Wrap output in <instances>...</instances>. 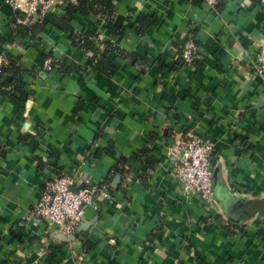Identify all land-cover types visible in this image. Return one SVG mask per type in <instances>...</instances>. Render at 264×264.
<instances>
[{
    "label": "crops",
    "instance_id": "0c3cea01",
    "mask_svg": "<svg viewBox=\"0 0 264 264\" xmlns=\"http://www.w3.org/2000/svg\"><path fill=\"white\" fill-rule=\"evenodd\" d=\"M111 9L123 33L94 26L123 55H107L115 73L105 76L67 33L46 24L30 37L0 0V51L23 69L20 91L0 93V264H264V72L251 66L264 0H112ZM144 17L153 21L140 33ZM87 20L70 22L83 31ZM187 36L197 57L184 64ZM45 58L77 68L44 71ZM185 135L214 144L213 209L179 193L172 149ZM120 157L125 173L109 174ZM61 173L102 188L70 236L31 214L42 181Z\"/></svg>",
    "mask_w": 264,
    "mask_h": 264
},
{
    "label": "built area",
    "instance_id": "2783aa9c",
    "mask_svg": "<svg viewBox=\"0 0 264 264\" xmlns=\"http://www.w3.org/2000/svg\"><path fill=\"white\" fill-rule=\"evenodd\" d=\"M18 16V22L29 24L35 22L40 15L51 11L62 0H1ZM74 2V0H63ZM213 8L218 0H202ZM37 10V18L33 21V14ZM50 8V10H49ZM105 35L97 32L93 37L97 53L104 48ZM197 57L196 46L191 36H187L181 46L179 59L182 63H191ZM52 58L42 61L41 69L49 71ZM5 63V56L0 51V68ZM255 73L264 72V42L259 46L251 64ZM1 74V72H0ZM176 164L175 176L179 184V193L192 195L206 209L214 208L211 193L213 142L202 135H185L174 141L172 149ZM99 184H93L81 177V185L74 186L73 177L67 174L55 175L44 179L41 184L38 199L34 203L31 214L40 221H44L66 236H70L83 219L87 206L95 208L96 194L101 190Z\"/></svg>",
    "mask_w": 264,
    "mask_h": 264
},
{
    "label": "trees",
    "instance_id": "16d2710c",
    "mask_svg": "<svg viewBox=\"0 0 264 264\" xmlns=\"http://www.w3.org/2000/svg\"><path fill=\"white\" fill-rule=\"evenodd\" d=\"M112 0H74V2L61 1L59 4H56L59 9L58 12L51 10L45 12L43 15H40L35 22H30L25 30L30 32V37H33V34L39 31L44 25L48 24L59 31L67 33V38L70 46L78 49L83 55L86 53H91L88 57V66L105 76H111L115 73V68L107 59V55H120L123 54L118 50L117 46L111 42L109 39L103 41L104 48L101 52L97 53L93 37L99 29L95 28L94 22L98 23L99 21L103 25L107 35H118L122 34L124 26H116L113 23V11L111 9ZM198 1V0H190ZM73 14H78L83 18H92L94 21L88 22L86 28L83 31L75 30L71 25V16ZM96 20V21H95ZM153 21L152 17H144L141 21H137L138 24H141L138 32H142L145 26H149ZM104 31V32H105ZM4 38L0 36V46L3 43ZM48 55V54H47ZM46 55H43L45 57ZM132 61L138 58L140 60L145 57L136 56L134 54L128 55ZM53 59V58H52ZM56 66L59 70H64L69 72L70 70L77 68L73 63L64 66L61 62L53 59L51 66ZM23 69L15 63L12 58L5 56V63L0 68V93L3 94H12L16 91H20L23 86V82L20 80V76ZM142 160L147 167H152L156 159L150 156L148 151L141 152ZM126 159L120 157L117 163H115L109 170V174H119L123 176L125 173Z\"/></svg>",
    "mask_w": 264,
    "mask_h": 264
},
{
    "label": "water",
    "instance_id": "95a60500",
    "mask_svg": "<svg viewBox=\"0 0 264 264\" xmlns=\"http://www.w3.org/2000/svg\"><path fill=\"white\" fill-rule=\"evenodd\" d=\"M63 1V0H62ZM39 9V6L36 8V11H35V13L33 14V21L37 18V10ZM49 10H50V8H49ZM91 53H88V55H90ZM118 178H119V175H117L116 176V182H117V180H118Z\"/></svg>",
    "mask_w": 264,
    "mask_h": 264
}]
</instances>
